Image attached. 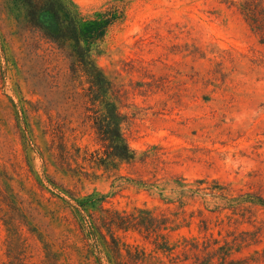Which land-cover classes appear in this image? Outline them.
Masks as SVG:
<instances>
[{"label":"rangeland","instance_id":"rangeland-1","mask_svg":"<svg viewBox=\"0 0 264 264\" xmlns=\"http://www.w3.org/2000/svg\"><path fill=\"white\" fill-rule=\"evenodd\" d=\"M73 1L86 16L114 8L122 13L97 57L107 76L126 85L153 76L169 80L166 92L131 96L144 111L127 128L133 149L164 148L166 164L157 178L216 180L237 192L264 196V46L239 14L241 0ZM73 84L64 55L37 34L17 28L0 0V264L9 261L4 176L19 198L34 202L41 212L38 218L51 225L52 234L66 229L53 219L65 212L64 202L43 180L44 158L51 163L53 181L82 195H109L111 209L168 207L158 190L131 181L147 175L141 164L106 171L83 160L101 145L83 123L84 109ZM31 135L37 146L32 142L28 148L25 137ZM62 144L73 155L68 173L54 166V156L63 162ZM164 197L173 196L166 192ZM199 226L197 220L177 231L173 244L180 246L184 237L204 241ZM218 231L214 228L215 237L221 238ZM23 233L30 245L27 262L42 264L43 242L27 227ZM118 235L131 246L156 251L137 233ZM181 251L178 247L176 254ZM158 255L169 259L168 254Z\"/></svg>","mask_w":264,"mask_h":264},{"label":"trees","instance_id":"trees-1","mask_svg":"<svg viewBox=\"0 0 264 264\" xmlns=\"http://www.w3.org/2000/svg\"><path fill=\"white\" fill-rule=\"evenodd\" d=\"M1 1L17 28L55 45L68 61L73 90L84 109L83 123L90 125L101 145L99 150L86 153L83 160L106 171L119 170L124 164H141L147 175L131 181L139 187L158 190L168 206L131 211L111 209L107 206L109 195H82L53 181L48 173L51 163L44 158L43 180L52 185L64 202L65 212L53 219L66 229L58 236L52 234L51 225L38 218L41 212L34 202L19 198L4 176V202L10 210V214L8 209L5 213L9 232V261L5 264H29L30 245L24 227L37 234L44 244L42 264H264V248L259 249L264 244L263 195L237 192L230 184L216 180L157 178L159 168L166 164L164 148L151 146L142 152L132 148L127 128L144 109L132 102L131 96L150 98L170 87L167 77L154 76L148 77L150 81L126 85L107 76L98 65L102 42L122 18L119 9L86 16L73 0ZM237 10L264 46V0H241ZM25 138L28 148L32 142L37 146L35 135ZM60 151L59 159L63 162L58 163L54 156V166L64 173L71 172L68 158L73 155L65 144ZM152 173L156 175L150 177ZM166 192L173 197H164ZM0 211L4 208L0 207ZM197 220L200 232L206 234L204 241L184 237L183 243L175 246V233L191 228ZM214 228L219 229L221 238L215 237ZM120 232L139 234L156 251L127 244L118 235ZM178 247L182 248L181 254H176ZM158 252L168 254L169 259L161 258Z\"/></svg>","mask_w":264,"mask_h":264}]
</instances>
